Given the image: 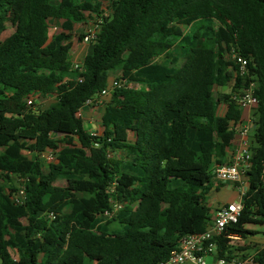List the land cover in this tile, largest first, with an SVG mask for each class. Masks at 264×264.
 <instances>
[{"label":"trees","instance_id":"obj_1","mask_svg":"<svg viewBox=\"0 0 264 264\" xmlns=\"http://www.w3.org/2000/svg\"><path fill=\"white\" fill-rule=\"evenodd\" d=\"M94 17L75 69V27ZM111 70L126 84L106 96L92 135L78 112L111 88ZM251 84L248 189L238 221L213 241L228 260L248 249L230 236L248 240L264 225V0H0V264L167 260L211 225L214 168L230 163L243 110L235 98ZM49 150L53 162L42 159ZM113 202L122 208L104 221ZM254 249L253 264H264V247Z\"/></svg>","mask_w":264,"mask_h":264},{"label":"built area","instance_id":"obj_2","mask_svg":"<svg viewBox=\"0 0 264 264\" xmlns=\"http://www.w3.org/2000/svg\"><path fill=\"white\" fill-rule=\"evenodd\" d=\"M96 31L91 28L83 37L81 43L85 45H90L96 35ZM237 63L240 67V74L242 76L248 73L247 60L241 56L234 55ZM75 69L81 70V65L75 64ZM126 83L124 80H115L110 89H105L99 95L98 98L88 100L84 107H82L78 116L82 117V113L85 107H99L102 104L103 99L110 93V90L114 88H121ZM243 93L235 98L241 108L252 110L257 107L258 99L254 94V84H251L248 88L242 91ZM27 103L29 105L33 104V99H28ZM252 125L243 129L242 135L248 136L251 131ZM90 134L94 135L95 130L89 131ZM57 153L55 151H47L42 154V159L46 162H53L56 160ZM252 153L248 150V143L244 144L241 152L234 157V159L224 165H216L214 168L215 178L220 183H232L239 185V195L238 201L224 204L219 206L211 217V225L208 229L201 234L187 235L182 238L179 246L174 249L167 260L159 262L157 264H207L206 258L212 256L214 258V264H238L236 260H228L226 258H219L216 255V245L213 242L215 238L223 235L226 228L233 223H236L241 215L243 204L242 198L246 194L241 184H243L244 178L246 177V172L250 168V158ZM262 182L264 187V171L262 175ZM13 200L16 203L22 204L25 200L24 188H20L17 194L13 196ZM122 208V205L118 202H113L112 210H107L100 217L106 221L110 219L116 212ZM232 240H239L238 236H230ZM247 262L253 264L251 257L248 258Z\"/></svg>","mask_w":264,"mask_h":264},{"label":"crops","instance_id":"obj_3","mask_svg":"<svg viewBox=\"0 0 264 264\" xmlns=\"http://www.w3.org/2000/svg\"><path fill=\"white\" fill-rule=\"evenodd\" d=\"M76 29V27H75ZM88 49H89V46L88 45H85V44H82L80 42L78 43H74L73 44V49H72V52H71V59L75 64H78L79 62L82 61L83 57L88 53ZM107 76H108V80H109V83H111L112 81H114L115 79H117L118 77L121 76V72L118 71V70H111L109 72H107ZM227 87H230L231 86H227ZM227 87H224L223 89L227 88ZM221 89V88H220ZM219 88L216 89V91H218ZM230 91V89H229ZM229 91H227L226 93H228ZM220 93V91H219ZM48 98H54V96H49L47 97L46 99ZM55 100V98H54ZM54 100L51 102V104L54 102ZM107 100V97H105L102 101V104L99 106V107H85L84 110H83V113H82V118L84 119V122L85 124H87L88 128L86 127L87 131H91L94 127L93 125V120H92V116L94 114H97L96 111L98 109H102L100 110V121H101V117L103 115V112H104V102ZM224 110H225V106L224 105H221L218 109V112L219 114H223L224 113ZM252 125V122H251V110H248V109H244L242 110V120L239 124H237L235 127H234V130H235V136L232 140V143L230 145V147L228 148L227 150V154H228V157H229V161L231 162L234 157L236 155H238L241 150L243 149L244 147V144L245 143H248L249 145V141H250V138H249V135L248 136H243L242 135V131L243 129L247 128V127H250ZM96 128V127H95ZM95 130V129H94ZM97 131H101V123H99V128ZM132 137V135H131ZM244 191L247 192V189H248V182H247V178L245 177L244 178V181H243V184H241ZM239 185L237 184H232V183H220L218 182L216 179L213 180V189L211 191V193L209 194V200L210 198L212 197V195L214 193H218L219 190L223 187H229L231 188L233 191H235L237 193V200H233L231 202H219V201H214V202H210L208 201L209 203V206L211 208V212H210V218L212 217V213H214V211L221 205H224V204H230V203H233V202H236L239 200L240 198V195H239ZM238 240V239H237ZM241 240V239H239ZM253 239L249 238L248 240H245V241H252ZM234 241L236 240H233L232 244L234 245ZM259 248H263V247H260L258 245ZM255 249H253V252H254ZM253 254V253H252ZM237 255V254H236ZM248 258H245L243 259L242 257V262L238 259V255H237V258H236V261L238 264H251L249 262H247ZM209 264H214V258H212V262L209 263Z\"/></svg>","mask_w":264,"mask_h":264},{"label":"rangeland","instance_id":"obj_4","mask_svg":"<svg viewBox=\"0 0 264 264\" xmlns=\"http://www.w3.org/2000/svg\"><path fill=\"white\" fill-rule=\"evenodd\" d=\"M107 3H104V10L106 11V13L108 14V10H107ZM95 19V20H94ZM97 20V18H93V20H89V25H85V26H81V25H77L76 29H75V34L73 37V41L74 43H78V35L80 33H87L91 28L94 27L95 21ZM50 25L52 28V32L53 33H58L59 31H61V26L60 23L54 20L50 21ZM13 32V27L11 25H8L7 31L4 34V36H8L9 34H11ZM230 87H227L225 89L223 88H219V90L217 91L219 93H226L227 91H229ZM54 100V98H48V99H43V100H38L36 101V109H45L48 108L51 105V102ZM100 110H102L101 108L98 109L96 111L97 114H94L92 116V120H93V129L91 131H93L95 129V131L98 130L99 128V123H100ZM85 126L88 128L87 124H85ZM96 127V128H95ZM31 158H33V156H30ZM58 184L60 185H64V182L59 181ZM233 200H237V193L235 191H233L231 188L229 187H223L219 190L218 193H214L212 195V197L210 198V202H214V201H219V202H231ZM16 223L19 224H23L22 220H17ZM251 229H253L254 231H257L258 234L255 236H251L250 238L253 239L251 242L250 241H245L243 239L241 240H236L234 241V246L237 249L240 248H247L248 249L246 251H240L237 250L236 254L238 255V259L242 262V257H250L253 253V249L255 246H260V247H264V225H252L250 226ZM212 256H208L206 258V262L207 264L212 262Z\"/></svg>","mask_w":264,"mask_h":264},{"label":"water","instance_id":"obj_5","mask_svg":"<svg viewBox=\"0 0 264 264\" xmlns=\"http://www.w3.org/2000/svg\"><path fill=\"white\" fill-rule=\"evenodd\" d=\"M254 154H255V152L253 151V152H252V157L254 156Z\"/></svg>","mask_w":264,"mask_h":264}]
</instances>
